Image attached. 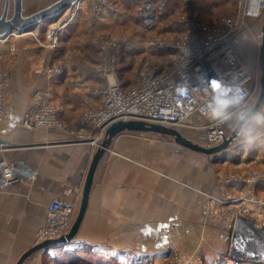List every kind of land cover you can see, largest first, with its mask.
Here are the masks:
<instances>
[{"label": "crops", "instance_id": "1", "mask_svg": "<svg viewBox=\"0 0 264 264\" xmlns=\"http://www.w3.org/2000/svg\"><path fill=\"white\" fill-rule=\"evenodd\" d=\"M118 1L128 2L112 0ZM240 1L233 0L229 12L219 4L206 6L208 0L170 3L179 2L183 7L188 3L191 11H200L203 22L216 24L223 16H234ZM109 10L101 8L93 14L90 6L84 5L55 49L29 38L14 39L13 44L1 48L0 74L7 76L15 104L8 120L0 123V140L9 142L0 141V159L10 160L20 178L0 191V264H17L36 244L50 201L62 198L77 202L79 207L89 164L105 138L104 129L94 120L87 121L102 108L101 97L90 98L88 92L101 88L106 76L114 72L123 86H131L148 68L171 62L167 58L139 73L136 68L143 66L139 61L130 79L120 76L119 70L128 65L119 66V44L113 38L102 43L105 34L97 31L116 18ZM261 21L264 15L249 16L241 27L237 52L248 66L259 57L261 34L255 23ZM43 26L20 37H37ZM173 40L164 41L165 51L171 52L167 45ZM55 64H62L65 72L52 79L45 70ZM26 88L33 89L34 97L24 103ZM36 92L45 96L55 122L32 129L22 120L35 102ZM253 102L247 108L230 104L222 109L225 127L236 125ZM259 111H264V105ZM250 130L264 142V128L251 120L230 146L234 153L194 157L179 155L183 152L180 146L153 132L118 134L98 166L75 241L48 248V252L83 251L104 259L105 264H168L176 257L180 264H196L199 259L203 264H223L225 256H235L236 237L246 229L243 222L252 223L255 230L264 228V144L242 147ZM25 168L31 170L29 176ZM42 258V252L36 253L25 264H43Z\"/></svg>", "mask_w": 264, "mask_h": 264}, {"label": "built area", "instance_id": "2", "mask_svg": "<svg viewBox=\"0 0 264 264\" xmlns=\"http://www.w3.org/2000/svg\"><path fill=\"white\" fill-rule=\"evenodd\" d=\"M136 1L144 22L150 26L159 21L160 14L169 12L168 3L172 0ZM94 3L92 0H80L71 6L64 13V20L49 28L45 44L42 45L49 49L57 48L60 31L75 20L84 5L90 6L93 14H97L101 8H114L111 0ZM189 7L188 4L184 6V12L178 19L181 33L167 45L173 53V57L169 59L171 62L167 66L156 65L148 69L131 86H123L115 73L106 76V82L96 89L102 99V108L90 114L87 121L94 120L101 127L111 117L128 119L134 115L137 119L155 121L181 131L187 128L201 132L204 134L202 145L206 147L223 143L230 134L225 127V117H221L222 100L216 93L218 85H210L209 82L221 80L224 83H234L231 76L242 73L244 99L231 104L247 108L250 101H254L258 88L256 78L248 64L238 55L237 46L244 19L249 16H263L264 0H241L234 16H223L216 24L203 22L200 11H191ZM45 72L49 78L55 79L65 72V68L62 64H55L47 67ZM9 86L7 76L1 74L0 123L8 120L15 104ZM35 94V102L22 120L23 125L32 129L55 122L53 109L46 105L45 96L42 92ZM19 178L12 162L1 158L0 191L12 187ZM77 209V202L74 201L62 198L50 201L46 209V223L39 228L36 243L68 233ZM168 264H180V257ZM196 264H203V260L199 259ZM223 264L252 263L228 254L224 257Z\"/></svg>", "mask_w": 264, "mask_h": 264}, {"label": "water", "instance_id": "3", "mask_svg": "<svg viewBox=\"0 0 264 264\" xmlns=\"http://www.w3.org/2000/svg\"><path fill=\"white\" fill-rule=\"evenodd\" d=\"M79 1L80 0H55L51 5L43 7L36 12L27 14L25 12L24 0H5V7L3 13L0 15V40L9 39V37L16 34H24L40 24L51 22ZM262 27L259 49L261 75L259 78L258 93L252 106L240 117L241 119L238 121L235 129L223 141V143L217 146L206 147L190 140L179 129L155 121L137 119L134 115L130 116L128 119H116L111 117L105 120L101 126V128L104 129L105 138L94 152L89 164V170L87 172L81 197L82 200L77 209V215L69 232L61 235V237L46 239V241L34 244L31 249L19 257L17 264L27 263L33 255L39 252H44L48 248L71 244L75 241L80 230L79 228L86 216V211L90 201L89 197L94 185L93 182L98 166L103 160L107 149H109L116 138H118V134L124 131H137L144 133L153 132L161 136H170L174 139L177 145L199 151L207 156L222 154L231 145L237 142L242 128L252 120L253 114L257 110H260L264 105V24ZM0 141L3 144H9L6 140ZM25 170L28 176L32 173L31 170L27 168H25ZM243 223L245 224L246 229L242 233V236L238 235V237H236L238 241V249L237 251H234L233 254L235 257H239L246 262L254 264L264 263V228L255 230L252 223L248 221Z\"/></svg>", "mask_w": 264, "mask_h": 264}, {"label": "rangeland", "instance_id": "4", "mask_svg": "<svg viewBox=\"0 0 264 264\" xmlns=\"http://www.w3.org/2000/svg\"><path fill=\"white\" fill-rule=\"evenodd\" d=\"M51 1L53 0H24V5H25V12L27 14L33 13L35 11H37L39 8L44 7L48 4L51 3ZM128 2L126 3H122V1H118V3H113L112 0L111 2L113 3L114 8L112 9H108L109 12L113 13V17H116L114 20H110L109 23H107L106 26L97 28V31L100 32L101 34H105L103 35L104 37H102V43L108 42L111 38L116 39V44L118 45L117 48V56H118V62H119V66L121 65H128L127 67H124L122 69H120L119 71L122 73V77L130 79L131 75L133 74L132 72V68L137 67L138 65H136L139 61L140 64L142 63L143 66L141 65L139 68H136L137 71L143 72L145 71L149 65H152L153 63H159L161 64V61L167 58H170L169 54L171 52L165 51V43L164 41H169V39L171 40H175V38L177 37L176 34L180 31V25L178 23V19L182 16L181 14L184 12V7L182 5V3L180 4L179 2L174 3V5L172 3H168V7H170V9L173 8V11L170 10V12H166V14L163 12L162 14H160L159 17V21L151 24L150 26L146 25V23L144 22V18L141 15L138 7H136L135 2L133 0H126ZM209 2L206 3V6H215L218 4L221 6H225L227 9V12H229L232 8H233V0H224L221 1L219 3H217L218 0H208ZM4 2L5 0H0V15L3 13L4 10ZM117 2V1H116ZM188 4V3H187ZM84 7V6H83ZM86 10H88L90 13L91 11L89 10V8H87ZM187 10V9H185ZM111 14V13H110ZM64 20V13L60 16H58L57 18H55L53 21L51 22H47L44 23L43 27H41V32H37V37L33 36L32 34H27L25 35L26 37L23 38L20 37V35L18 36H12L9 39H6L8 41H6L5 39L3 40L4 44H2V42L0 41V52L2 51L1 48H4L5 46H9V44H13L14 39H25V38H29L33 41H36L37 44L41 43V44H45V41L47 39V32L49 30V28L54 25V23ZM259 24V25H258ZM264 24V21L262 22H257L255 23V26L258 25V29L260 30V34H262V26ZM36 28V27H35ZM33 29H31L29 32H31ZM35 30V29H34ZM65 31V29H63L62 31H60V40L61 38L64 37L65 33L63 32ZM33 32V31H32ZM36 34V33H34ZM63 35V37H62ZM175 36V37H174ZM6 41V42H5ZM10 42V43H9ZM9 48V47H8ZM12 49V45H10L9 50ZM254 60L249 62V66L250 68H252V71L255 75L256 78V83H257V87L259 84V78L261 75L260 72V59L259 57H254ZM167 61V60H166ZM148 64V65H147ZM165 64V63H164ZM163 65V64H161ZM168 64H166L167 66ZM156 66V65H155ZM134 67V68H135ZM149 69V68H148ZM1 72V70H0ZM115 73V72H114ZM1 75V74H0ZM258 89L257 88L256 92H255V97L258 93ZM24 96L22 97V101L24 103H27L28 101H32L34 95H32L33 89H29L26 88L24 91ZM90 94V98H95V99H99L98 94L96 93V88L93 90H90L88 92ZM229 118V117H228ZM231 119V118H229ZM238 121L236 122V125L238 124ZM236 125L232 124L231 127L229 126V124L227 125V131L228 134H230L236 127ZM234 127V128H233ZM229 129V130H228ZM184 135H186L190 140L196 142L194 139L199 140L196 143L202 145L204 143V139L202 138L203 134L198 131L195 130H189L186 128V131H182ZM241 132V131H240ZM196 135V136H195ZM240 135H242L240 133ZM194 139H192V137H194ZM164 138H166L167 142L173 143V146H177L179 148L180 145H177L174 141V139L170 136H164ZM160 142L164 141V140H159ZM183 150L182 153H179V155H184L187 157H194V155H203V153L196 151V150H191L189 148L180 146ZM230 150L228 152H233L232 150L233 148H229ZM254 150V147H253ZM248 151H251L250 149ZM224 153H227L226 151H224ZM223 154V153H222ZM205 155V154H204ZM174 156H176V154H174ZM75 251H69V253L64 252L63 250L60 251H55L54 253V259L57 260V262L60 261H66V260H70L71 257L76 256L75 254L78 255H82L83 258L87 259V262L91 263L92 261L98 262L99 260H101L102 258H98L96 256H92L91 254L87 253L85 255V252L81 251L80 253H74Z\"/></svg>", "mask_w": 264, "mask_h": 264}, {"label": "clouds", "instance_id": "5", "mask_svg": "<svg viewBox=\"0 0 264 264\" xmlns=\"http://www.w3.org/2000/svg\"><path fill=\"white\" fill-rule=\"evenodd\" d=\"M242 73H235L231 76L234 83H224L221 80H212L209 84H216V93L220 95L222 103L220 107L222 109L227 108L231 103L240 101L244 99L245 89L243 87ZM252 120L256 127L264 128V111L257 110L253 116ZM254 144H264V142L259 141V138L251 134V130L248 135L244 137V143L242 147L248 148Z\"/></svg>", "mask_w": 264, "mask_h": 264}, {"label": "trees", "instance_id": "6", "mask_svg": "<svg viewBox=\"0 0 264 264\" xmlns=\"http://www.w3.org/2000/svg\"><path fill=\"white\" fill-rule=\"evenodd\" d=\"M120 76H122V73L120 72L119 73ZM65 252V251H64ZM43 253V264H105L106 261L104 259H101L99 260L98 262H87V259L86 258H83V256L81 255H78V254H75L76 256L74 257H71L70 260H66V261H60V262H57L56 259H54V254H51L48 252V250L46 249V251L42 252ZM66 253H69V251H66ZM76 253V252H74ZM87 253H85L86 255ZM90 254V253H89Z\"/></svg>", "mask_w": 264, "mask_h": 264}]
</instances>
